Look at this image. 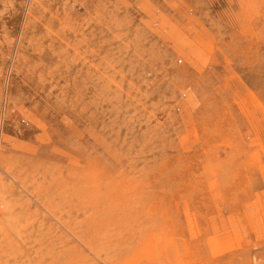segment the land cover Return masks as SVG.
Wrapping results in <instances>:
<instances>
[{"label": "rangeland", "instance_id": "rangeland-1", "mask_svg": "<svg viewBox=\"0 0 264 264\" xmlns=\"http://www.w3.org/2000/svg\"><path fill=\"white\" fill-rule=\"evenodd\" d=\"M0 264H264V0H0Z\"/></svg>", "mask_w": 264, "mask_h": 264}, {"label": "bare ground", "instance_id": "bare-ground-1", "mask_svg": "<svg viewBox=\"0 0 264 264\" xmlns=\"http://www.w3.org/2000/svg\"><path fill=\"white\" fill-rule=\"evenodd\" d=\"M91 205V204H90Z\"/></svg>", "mask_w": 264, "mask_h": 264}]
</instances>
